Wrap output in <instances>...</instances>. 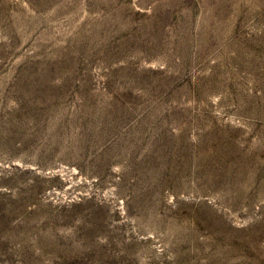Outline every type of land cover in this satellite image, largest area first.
<instances>
[{"label":"rangeland","instance_id":"374dc122","mask_svg":"<svg viewBox=\"0 0 264 264\" xmlns=\"http://www.w3.org/2000/svg\"><path fill=\"white\" fill-rule=\"evenodd\" d=\"M0 264H264V0H0Z\"/></svg>","mask_w":264,"mask_h":264}]
</instances>
